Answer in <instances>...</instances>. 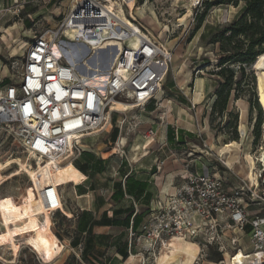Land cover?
Wrapping results in <instances>:
<instances>
[{"label": "built area", "instance_id": "2783aa9c", "mask_svg": "<svg viewBox=\"0 0 264 264\" xmlns=\"http://www.w3.org/2000/svg\"><path fill=\"white\" fill-rule=\"evenodd\" d=\"M187 1L195 8L204 2ZM136 3L69 0L56 25L28 42L17 78L10 77L0 86V138L11 140L13 148L4 149L29 169L34 168L28 162L34 156L36 164L73 163L81 171L76 161L86 137L99 132L112 112L124 116L128 108L144 109L156 98L172 54L167 43L151 35L136 17ZM3 10L7 9H0V37L5 31ZM64 38L91 56L107 54L110 66L104 81L99 66L88 69L87 59L76 51L74 58L69 56ZM153 134L149 128L143 136L150 139ZM238 134L245 135L240 129ZM0 172L6 180L25 176L27 183L32 182L26 170L15 173L3 165ZM256 179L264 184L263 163ZM85 180L83 176L75 187ZM71 190L58 192L53 185L44 186L40 201L32 206L35 213L40 217L44 209L49 215L67 216L61 206H65L63 195ZM177 240L197 245L191 264H264V189L256 190L248 179L227 190L217 173L189 172L173 191L155 197L139 227L128 228L126 257L133 264H183L179 256L159 262ZM23 246L33 251L20 245L18 253Z\"/></svg>", "mask_w": 264, "mask_h": 264}, {"label": "rangeland", "instance_id": "374dc122", "mask_svg": "<svg viewBox=\"0 0 264 264\" xmlns=\"http://www.w3.org/2000/svg\"><path fill=\"white\" fill-rule=\"evenodd\" d=\"M212 1L204 0L200 7L195 8L187 0H137L133 12L141 19L151 35L167 43L172 54L161 91L153 100L154 109L150 111L153 121L156 124L162 123L166 121V115L171 114L175 118L178 117V125L190 130V132L185 131L192 138L190 143L193 142L196 145L181 144L173 152L179 153L185 159L189 158L186 151L189 148L195 151L192 152L195 155L201 157L206 155L204 158L207 157L218 170L226 171L219 174L229 187L232 186L236 177L227 171L226 167H231L234 172L241 169L243 176L247 174L250 167L248 168L246 153L255 160L254 173L256 175L261 170V164H264L262 160L264 155V103L258 93L259 76L254 65L246 66L244 77L239 72V64L231 63L228 66L236 71L234 78L236 83L232 86L227 112L222 115L214 112L215 92L221 79L215 72L219 69L218 64L222 52L220 42L211 41L223 27L237 17L241 4L239 6L211 4ZM68 2L69 0H17L12 6L4 7L9 10H3L4 16L1 19L5 31L0 37V53L6 57L7 70L5 71L9 78L16 79L21 71V60L31 38L47 28H53L62 13L66 11ZM8 19H10L9 23H4ZM63 40L68 45L64 48L67 49L71 58L75 57L76 51L78 55L85 56L92 62L95 60L102 65L110 62L106 53L91 56L87 52H82L84 50L77 51L79 47L69 44L68 38ZM107 71L105 67L103 73ZM141 110L143 109L138 107L128 108L124 116L112 112L109 122L104 124L99 132L83 141V145L95 147L99 153L107 150L108 156L102 160L106 163L104 165L101 163L100 167L106 175H109L107 173L117 174L122 166L120 161L125 155L129 158L132 156L130 155L131 150H126V148L124 153L121 150L111 153L112 148L116 147V139L119 136L118 125L123 128L122 135H124L123 131L130 130L127 143L130 142L131 145L143 143L141 133L145 128L143 119L139 117ZM142 116H144L143 113ZM122 117L124 122L121 124L119 120L121 121ZM240 125H244L246 130L243 136L238 134ZM175 128H177L176 125ZM114 129H118L117 136L115 140H112ZM256 132L259 133L257 137ZM242 137L243 139L240 140ZM233 141L240 145L237 147L234 160L230 163L228 159L232 154L230 150L232 148H226V145ZM0 143L3 146L0 147V161L4 160L0 163V169L6 165V167H12L15 173L19 170H26L27 175L32 179V182L19 186L16 189L17 194L7 201L9 205H12L13 210H16L22 201H27L23 203L19 213L8 214L0 197V227H3V229L0 228V238L3 234L5 235L14 254L23 244L30 246L43 260H49L62 248L51 229V224L57 227L59 220L56 223L54 214L49 215L44 209L42 210L43 215L39 217L32 206L40 201L39 191L48 184L53 185L58 192L73 189V183L68 180L71 176V169H68L69 165H64L65 167L60 169L52 160L45 164H36L37 161L31 157L28 162L34 168L29 169L24 162L19 161L4 149L13 148L10 139L0 138ZM191 155L194 157L193 154ZM232 163H235L234 167L230 166ZM0 174V185H2L6 178L1 172ZM261 180L251 181L256 190L264 189ZM180 182L181 180L178 183ZM245 182L247 178L239 177L234 186L238 187ZM21 192L23 198H20ZM63 196L66 206H74L76 200L74 190L66 192ZM61 208L70 216L63 205ZM244 239L247 242V239ZM23 247L22 252L32 255L27 247ZM183 255H179V260L184 259L185 255Z\"/></svg>", "mask_w": 264, "mask_h": 264}, {"label": "crops", "instance_id": "0c3cea01", "mask_svg": "<svg viewBox=\"0 0 264 264\" xmlns=\"http://www.w3.org/2000/svg\"><path fill=\"white\" fill-rule=\"evenodd\" d=\"M16 2L17 0H0V9H4L5 6H12ZM9 21L10 19L4 23H9ZM5 60L6 57L0 53V86L10 82L5 71V69L7 70ZM154 104L155 102L152 100L145 105L144 109L141 110V116H139L143 119V127L145 128L141 133L143 143L132 145L130 142L127 143L130 130L123 131L124 135H122V126H117L120 130L115 145L119 148L113 147L111 153H114L115 149L124 153L126 148V150H131L130 155H132L130 158L125 155L124 159L120 161L122 166L117 174L107 173L109 175H106L100 168L101 163L103 165L106 163L102 160L107 158V150L100 152V154L95 147H88L86 144L84 151L76 161L83 173L80 172L76 175L74 169L77 167L73 163L72 166L69 165L68 169H71V176L68 180L74 185L75 204L70 207L64 206L70 216H64L61 213L54 214V221L57 223L59 220L60 223H57V227L51 224V229L63 248L49 260H43L39 255L36 256L30 246L28 247L33 250L31 251L32 255L22 251L14 254L3 234V237L0 238V264H133V261L126 257L128 228L130 226L137 228L145 221L156 196L173 191L181 177L189 172L200 174L226 172L225 170L220 171L212 165L207 157L204 158L206 155L204 157L195 155L192 153L195 151H191L190 148L186 150L188 159L181 157L179 153L175 154L173 151L176 147L185 143L189 144L192 140L189 133L185 131L190 132V130L178 125V117L175 118L172 114L166 115V121L156 124L150 114L151 109H154ZM149 128L154 130V134L150 139H146L143 134ZM238 128L241 132L246 131L244 125H240ZM121 139L124 141L121 142ZM190 144L196 145L193 142ZM236 152H234L233 157ZM191 154L194 157H191ZM230 166L234 167L235 163ZM10 169L12 170V167ZM227 171L236 177L234 183L231 182L232 186L229 187L223 178L227 190H231L239 177L247 178V180L250 178L249 169L244 176L241 174V169L234 172L231 168ZM2 175L4 176V174ZM83 176L86 177V180L75 187V184L79 183ZM26 183L25 176H18L6 180L0 185V197L8 214L19 213L23 203L27 202L22 201L16 210H13L12 205L7 202L9 198L11 199L17 194L16 189ZM20 198H23L22 192ZM0 228L3 229L2 226Z\"/></svg>", "mask_w": 264, "mask_h": 264}, {"label": "trees", "instance_id": "16d2710c", "mask_svg": "<svg viewBox=\"0 0 264 264\" xmlns=\"http://www.w3.org/2000/svg\"><path fill=\"white\" fill-rule=\"evenodd\" d=\"M211 4L234 6L241 4L237 17L223 27L211 41L221 44L222 55L218 64L219 69L215 72L221 79L215 92L213 110L222 115L227 112L232 86L236 83L234 82L236 71L228 64L238 63L239 72L245 77L246 66L254 65L264 54V0H213ZM235 128L234 125V130ZM258 134L256 132V137ZM116 136L117 130L114 129L112 140H115ZM74 172L77 175L81 171L76 168Z\"/></svg>", "mask_w": 264, "mask_h": 264}, {"label": "bare ground", "instance_id": "6f19581e", "mask_svg": "<svg viewBox=\"0 0 264 264\" xmlns=\"http://www.w3.org/2000/svg\"><path fill=\"white\" fill-rule=\"evenodd\" d=\"M134 44V43H133ZM76 47V46H75ZM78 47V46H77ZM79 50H84L82 47H79ZM53 54L55 55V51H53ZM94 59V58H93ZM94 62H92L90 59H87L86 62H84L85 65H87L88 69H93L96 67H100V69L103 71V69L106 67L107 69L109 68V64L107 63V65H102L100 62H97L95 60H93ZM254 68L256 70V73L259 76V85H258V93L259 95L262 97L263 99V103H264V54L261 55L257 61L254 63ZM91 74V73H90ZM107 77V73H103L102 74V81H104V79H106ZM99 89H103V85L100 84ZM161 91V89L158 90V92ZM117 108H121L123 109V104L121 103H117ZM124 139V138H123ZM123 139H121V142L124 141ZM237 147L238 144L236 142H231L229 144L226 145V148H232L230 149L232 152V154L229 156L228 161L231 163L234 160L233 154L234 152L237 151ZM139 148V147H138ZM230 152V151H229ZM246 156V161L249 163L250 165V173H249V177L253 180L256 181V177L254 174V169H255V160L254 158L250 155V154H245ZM31 158L35 161L36 158L34 156H31ZM262 160L264 161V155L262 157ZM68 165L72 166V163H67ZM63 167V166H62ZM59 167L58 168H62ZM173 249L171 251V253L169 255H165L163 257H161L159 259V262H167L168 260H174L175 258H177L179 255L181 256V254H184L185 257H183L184 259H182L183 264H191L193 259L195 258L197 252H198V247L195 243H193L192 241H185V240H177L176 242H174L172 244ZM183 255V256H184ZM178 262V261H177Z\"/></svg>", "mask_w": 264, "mask_h": 264}]
</instances>
